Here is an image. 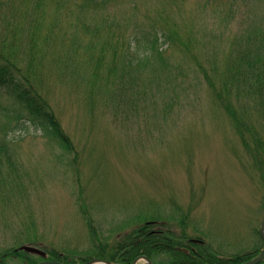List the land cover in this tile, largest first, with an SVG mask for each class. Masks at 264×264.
<instances>
[{
    "label": "rangeland",
    "instance_id": "rangeland-1",
    "mask_svg": "<svg viewBox=\"0 0 264 264\" xmlns=\"http://www.w3.org/2000/svg\"><path fill=\"white\" fill-rule=\"evenodd\" d=\"M6 4L0 29H11L0 35V48L9 49L22 79L33 74L31 61L36 82L29 78L70 149L43 137L0 93V126L8 112L25 117L6 131L7 146L0 141V255L39 244L72 260L98 250L108 255L146 224L185 234L221 257L261 248L264 175L249 149L264 147V86L257 90L247 68L237 66L249 46L233 39L264 25V0H111L95 9H82L81 0ZM111 23L118 29H108ZM155 23L189 52L161 40L166 66L138 61L124 71L123 46L130 41L132 56H144L135 38ZM198 67L233 88L231 106L216 100Z\"/></svg>",
    "mask_w": 264,
    "mask_h": 264
},
{
    "label": "trees",
    "instance_id": "trees-1",
    "mask_svg": "<svg viewBox=\"0 0 264 264\" xmlns=\"http://www.w3.org/2000/svg\"><path fill=\"white\" fill-rule=\"evenodd\" d=\"M7 0H0V19L3 16V9H8L6 4ZM33 4L39 2V0H32ZM59 6H62L64 0H53ZM82 3H85V6H81L82 9L98 8L99 6H105L108 4V1L111 0H81ZM113 1V0H112ZM64 6V5H63ZM5 20V19H4ZM82 24L83 28L90 29L87 24L81 23L80 20L76 24ZM75 24V25H76ZM157 23L154 26H151L148 33H139L138 37L135 40L144 42V45L138 49V51H148L144 56L133 55L130 46L127 44L123 46L126 50V55L123 64L124 71H128L132 68V64L138 61H142L141 64L143 68L150 66L151 63H159L161 66H166V63L163 61L162 50L160 46L163 43H169L174 46L178 44L181 46L185 52H189L188 47L179 41L175 32L170 30H162L159 32L160 28H157ZM106 27L113 28L117 30L118 27L114 24H107ZM11 29L10 26L6 25L0 29V35L3 32H9ZM163 29V28H162ZM93 30V29H91ZM95 35L98 33V29L94 28ZM234 37V41L237 42L238 38L244 39L249 46L248 55L245 56V59L238 61V65L241 64L247 68V73L249 77H252L255 81L256 89L259 90V87L264 86V25L259 28L256 26L247 31V33H239ZM238 37V38H237ZM163 40V43L160 42ZM234 42V43H235ZM72 43L75 44V40H72ZM253 49V50H252ZM248 64H251L250 66ZM30 61V72L33 74L27 73V77L21 78L18 76L16 71V65L12 62L10 51L8 48H0V93L6 94L13 104H16L23 112L26 114V119L34 126L38 127L43 133V137L57 144L61 149L68 151L70 149L69 139L64 134L63 129L59 125L57 119H55L53 112L50 110L45 99L40 95L38 91V86L32 84L29 76L32 77L33 82H36L34 71L31 68ZM121 69V70H123ZM200 70V76L203 80L209 85L213 96L216 100L225 104V106H231L228 101L229 97H232L233 88L230 90L225 87V85L219 86L216 84L211 75H209L201 67H198ZM126 71V72H127ZM112 74L116 72V68L112 66V69L107 71ZM223 81V80H222ZM221 81V82H222ZM229 82L233 81V78L230 76L228 79ZM232 100V98H231ZM6 110L9 108H5ZM230 108H227V113L230 120L233 123H238L243 127L242 121L238 120V113L235 110L230 111ZM9 116L5 120L4 124L0 126V133L3 138L0 141H3L2 145L7 146L6 131H14L12 124L15 128L22 127L24 124H19L22 119L25 117L20 115L19 111L8 112ZM240 133V130H237ZM251 138H254L250 135ZM250 154L253 157V163L256 165L258 171L264 175V158L260 157V152L264 151V147L255 144L254 148L249 149ZM264 184V178H263ZM264 187V185H263ZM152 223L155 224L154 221ZM151 224V223H150ZM154 225H147L137 229L135 232L124 236V243L120 245L117 243L115 247L111 248V253L106 255L104 252L99 250L94 252V257H88L86 259L79 258L77 260H72L70 254H60L55 250L43 249L44 253L47 256V260L57 261L65 264H79L85 263L91 260H103L112 264H131L137 257L145 256L153 264H163L158 261L159 258L166 257L169 260V264H243L244 262L255 257L260 248L251 253H242L231 255L229 257H221L218 254H214L209 247L205 246V243L200 245L191 242L185 234H176L175 232L166 229L162 232L154 231L152 228ZM122 242V241H121ZM172 259V262L170 260ZM19 261L20 264H36L42 259L26 254L20 250H9L0 255V264H14L15 261ZM261 264H264L262 262Z\"/></svg>",
    "mask_w": 264,
    "mask_h": 264
},
{
    "label": "water",
    "instance_id": "water-1",
    "mask_svg": "<svg viewBox=\"0 0 264 264\" xmlns=\"http://www.w3.org/2000/svg\"><path fill=\"white\" fill-rule=\"evenodd\" d=\"M259 235H260V238H261V240L263 242V249L261 250V252L259 253V255L256 258L252 259L251 261H249V262H247L245 264H259L260 262H262L264 260V222L261 225V228H260V231H259ZM23 250H25L26 252H29V253L42 255L39 251H37L35 249L24 248ZM136 261L133 264H135ZM40 264H58V263L44 262V263H40ZM91 264H94V263H91ZM147 264H150V263L147 261Z\"/></svg>",
    "mask_w": 264,
    "mask_h": 264
},
{
    "label": "bare ground",
    "instance_id": "bare-ground-1",
    "mask_svg": "<svg viewBox=\"0 0 264 264\" xmlns=\"http://www.w3.org/2000/svg\"><path fill=\"white\" fill-rule=\"evenodd\" d=\"M157 223V222H156ZM191 241H195V240H191Z\"/></svg>",
    "mask_w": 264,
    "mask_h": 264
}]
</instances>
